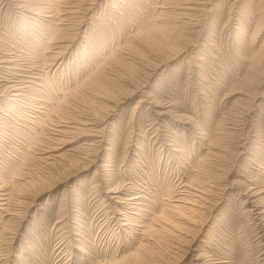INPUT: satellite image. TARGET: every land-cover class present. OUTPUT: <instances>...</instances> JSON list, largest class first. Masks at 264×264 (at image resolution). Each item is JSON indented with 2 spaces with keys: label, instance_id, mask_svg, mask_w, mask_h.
<instances>
[{
  "label": "rangeland",
  "instance_id": "obj_1",
  "mask_svg": "<svg viewBox=\"0 0 264 264\" xmlns=\"http://www.w3.org/2000/svg\"><path fill=\"white\" fill-rule=\"evenodd\" d=\"M187 2L0 0V264H264V0Z\"/></svg>",
  "mask_w": 264,
  "mask_h": 264
},
{
  "label": "bare ground",
  "instance_id": "obj_2",
  "mask_svg": "<svg viewBox=\"0 0 264 264\" xmlns=\"http://www.w3.org/2000/svg\"><path fill=\"white\" fill-rule=\"evenodd\" d=\"M185 1V0H184ZM187 1V0H186ZM204 1V0H203ZM206 1V0H205ZM204 1V2H205ZM204 2H200V3H196V0H188V2L186 3L187 4V6L186 7H182V8H185L186 10H194V6L196 7V5L197 4H200V5H202ZM205 4V3H204ZM198 6V5H197ZM197 9H199L198 7H197ZM201 9H202V7H201ZM200 10V9H199ZM195 11H197V10H195ZM88 120V119H87ZM86 120V121H87ZM89 121V120H88ZM84 122V121H83ZM82 122V123H83ZM84 123H86V122H84ZM87 125L86 126H84L85 124H83V128H79V130L81 131V130H85V131H87V132H89V133H94V132H97L98 130H92V129H95V124H92V125H89L90 123H86ZM80 125V124H79ZM76 127V126H75ZM77 127H79V126H77ZM82 133H85V132H82ZM88 134V133H87ZM96 135V134H95ZM97 136V135H96ZM2 188V187H1ZM10 193V192H9ZM11 194V193H10ZM5 197V198H4ZM9 197L10 196H8V193H2L1 192V190H0V210L1 211H7L6 212V215H12V214H14V213H11V211H10V209L8 208V205H7V201H8V199H9ZM11 198V197H10ZM3 200H6V202H4ZM10 201V200H9ZM5 206V207H4ZM176 209L178 210L179 209V207H176ZM9 211V212H8ZM181 213V212H180ZM4 228H3V226H2V229L0 230V231H2Z\"/></svg>",
  "mask_w": 264,
  "mask_h": 264
}]
</instances>
